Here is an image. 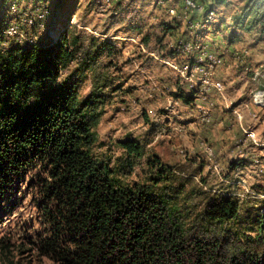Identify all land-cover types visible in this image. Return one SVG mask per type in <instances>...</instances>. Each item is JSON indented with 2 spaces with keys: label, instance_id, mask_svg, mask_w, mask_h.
Instances as JSON below:
<instances>
[{
  "label": "rangeland",
  "instance_id": "rangeland-1",
  "mask_svg": "<svg viewBox=\"0 0 264 264\" xmlns=\"http://www.w3.org/2000/svg\"><path fill=\"white\" fill-rule=\"evenodd\" d=\"M190 1L195 12L185 0H0V50L66 35L73 60L41 87L71 82L80 101L98 97L90 153L110 162L117 185L166 194L188 229L214 195H234L228 227L246 243L264 238V29L238 24L247 0ZM127 141L142 158L130 159ZM30 170L0 205V264H64L45 245L50 168Z\"/></svg>",
  "mask_w": 264,
  "mask_h": 264
},
{
  "label": "trees",
  "instance_id": "trees-1",
  "mask_svg": "<svg viewBox=\"0 0 264 264\" xmlns=\"http://www.w3.org/2000/svg\"><path fill=\"white\" fill-rule=\"evenodd\" d=\"M247 19L251 30L264 29V0H247L238 24ZM72 60L64 34L0 50V205L40 162L50 168L46 214L53 233L45 245L55 246L64 264H261L263 234L242 243L228 227L239 215L234 195H214L188 229L166 194L151 185H117L110 162L90 153L98 97L80 101L71 82L41 87L56 84ZM120 145L130 159L144 155L136 141Z\"/></svg>",
  "mask_w": 264,
  "mask_h": 264
},
{
  "label": "bare ground",
  "instance_id": "bare-ground-1",
  "mask_svg": "<svg viewBox=\"0 0 264 264\" xmlns=\"http://www.w3.org/2000/svg\"><path fill=\"white\" fill-rule=\"evenodd\" d=\"M185 2H186V4L185 5H187L188 6V9H190L191 10V12L193 11V12H195L196 10H198L197 8V4L196 3H194L193 1H190V0H185ZM163 3V2H162ZM186 6V7H187ZM173 9V8H172ZM176 12V11H175ZM173 14H174V12H172ZM176 15V14H175ZM211 15V14H210ZM209 18V21H211L212 20V17L211 16H208ZM180 18V17H179ZM185 18H186V15H185ZM199 29V28H198ZM180 44V43H179ZM178 47V46H177ZM178 53H182V54H185V53H190V46H188V45H185L184 43H182V44H180V47L176 50ZM191 51H192V49H191ZM209 60H210V63H211V65H218V63H219V61H217V59L215 58V57H211V58H209ZM219 60V59H218ZM210 68V67H209ZM197 70V69H196ZM201 71V70H200ZM202 72H205V71H202ZM208 74H210V72L208 73ZM209 85L210 84V82L209 81H204V85ZM205 85V86H206ZM217 85V84H216ZM201 86V85H200ZM222 89V88H221ZM203 91V90H202ZM221 91V90H220ZM204 93V92H203ZM249 138H252V135H249ZM211 152V151H210ZM209 153V152H208ZM210 154V153H209ZM212 155V154H211Z\"/></svg>",
  "mask_w": 264,
  "mask_h": 264
},
{
  "label": "built area",
  "instance_id": "built-area-1",
  "mask_svg": "<svg viewBox=\"0 0 264 264\" xmlns=\"http://www.w3.org/2000/svg\"><path fill=\"white\" fill-rule=\"evenodd\" d=\"M193 84H196V83H193ZM207 87V86H206ZM249 137H247V139H248Z\"/></svg>",
  "mask_w": 264,
  "mask_h": 264
}]
</instances>
